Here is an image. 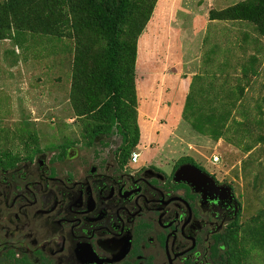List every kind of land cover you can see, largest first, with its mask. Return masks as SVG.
Instances as JSON below:
<instances>
[{"label": "rangeland", "instance_id": "1", "mask_svg": "<svg viewBox=\"0 0 264 264\" xmlns=\"http://www.w3.org/2000/svg\"><path fill=\"white\" fill-rule=\"evenodd\" d=\"M240 1L156 0L136 38L135 129L124 138L133 141L128 160L151 144L152 156L191 158L229 183L242 205L234 264H264V36L248 20L212 18ZM81 54L67 34L0 42L1 148L38 137L43 147L60 143L64 156L72 143L84 153L90 128L122 124L80 108Z\"/></svg>", "mask_w": 264, "mask_h": 264}, {"label": "flooded vegetation", "instance_id": "2", "mask_svg": "<svg viewBox=\"0 0 264 264\" xmlns=\"http://www.w3.org/2000/svg\"><path fill=\"white\" fill-rule=\"evenodd\" d=\"M98 128L80 139L89 153L38 137L0 147V264H234L232 186L151 144L128 160L123 134Z\"/></svg>", "mask_w": 264, "mask_h": 264}, {"label": "trees", "instance_id": "3", "mask_svg": "<svg viewBox=\"0 0 264 264\" xmlns=\"http://www.w3.org/2000/svg\"><path fill=\"white\" fill-rule=\"evenodd\" d=\"M155 2L2 0L0 42L13 39L24 31L75 37L82 51L76 88L80 108L87 113L92 111L93 119L105 122L107 126L121 122L116 128L125 136L127 130L135 129L131 124L135 122L133 59L136 38L148 21ZM213 13L212 18L219 13L221 19L248 20L264 36V0H242ZM98 127L90 128L91 134L98 132ZM128 144L131 146L133 141L128 140ZM234 233L235 240L238 229Z\"/></svg>", "mask_w": 264, "mask_h": 264}, {"label": "built area", "instance_id": "4", "mask_svg": "<svg viewBox=\"0 0 264 264\" xmlns=\"http://www.w3.org/2000/svg\"><path fill=\"white\" fill-rule=\"evenodd\" d=\"M138 154H139L138 151H133L132 152V159L135 160L137 158Z\"/></svg>", "mask_w": 264, "mask_h": 264}, {"label": "water", "instance_id": "5", "mask_svg": "<svg viewBox=\"0 0 264 264\" xmlns=\"http://www.w3.org/2000/svg\"><path fill=\"white\" fill-rule=\"evenodd\" d=\"M189 166H191V167H193L194 169H198V168H196L195 166H193V165H189ZM198 170H200V169H198ZM180 171V170H179ZM227 190H229V187L228 186H226L225 187Z\"/></svg>", "mask_w": 264, "mask_h": 264}]
</instances>
